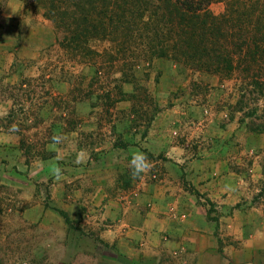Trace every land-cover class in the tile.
<instances>
[{"label":"rangeland","instance_id":"1","mask_svg":"<svg viewBox=\"0 0 264 264\" xmlns=\"http://www.w3.org/2000/svg\"><path fill=\"white\" fill-rule=\"evenodd\" d=\"M24 6L0 12V264H121L123 248L101 237L111 203L134 224L153 210L168 223L127 249L162 252L137 264H264V96L237 75L159 60L138 67L123 84L135 96L113 106L105 77L96 84L86 67L97 91L79 101L69 90L83 67ZM137 150L152 168L134 179Z\"/></svg>","mask_w":264,"mask_h":264},{"label":"trees","instance_id":"2","mask_svg":"<svg viewBox=\"0 0 264 264\" xmlns=\"http://www.w3.org/2000/svg\"><path fill=\"white\" fill-rule=\"evenodd\" d=\"M9 1L0 0V12ZM23 2L27 15L51 24V46L83 67L69 90L79 101L96 93L103 77L112 106L129 101L135 93L125 92L123 84H134L138 67L159 60L226 79L237 75L249 81L251 95L264 96V0ZM215 3L224 5L222 13L211 10ZM86 67L96 84H86Z\"/></svg>","mask_w":264,"mask_h":264},{"label":"crops","instance_id":"3","mask_svg":"<svg viewBox=\"0 0 264 264\" xmlns=\"http://www.w3.org/2000/svg\"><path fill=\"white\" fill-rule=\"evenodd\" d=\"M104 213L102 214L103 220H108L109 218H112L111 225H106L102 220L101 223L103 226H105V229L102 231V239H105L109 242H118L119 245L123 248V251L125 252H119V262L121 264H137L139 261L149 262L152 259H155L159 253L162 252H136L134 248L132 249L133 252H126L127 249L131 250L132 243L136 241V239L142 238L145 236V234L149 233V235L160 236L161 234H164V230L166 229V226L168 225L167 222L162 223L161 220L159 221L158 215L156 214V210H153L149 213H147V217L145 220L140 221L138 224L133 223V219L135 218V215L133 212H129V209L124 206H118L114 204H109L106 206V209H103ZM143 222V224L141 223ZM189 223V222H188ZM195 223V222H194ZM95 224V223H94ZM190 225V224H189ZM169 229V227H168ZM189 230V227L187 228ZM170 231L171 228H170ZM264 231V230H262ZM153 232V234H152ZM191 234H195L194 232H191ZM179 234V233H178ZM263 235V232L261 233ZM173 235V234H172ZM186 235H188L186 233ZM192 235V236H193ZM189 236V235H188ZM147 237V235H146ZM173 237H176L173 235ZM178 238V237H177ZM187 239V238H184ZM155 241H161L160 237L159 240L156 238L153 239ZM154 245V244H153ZM253 247V245L251 244ZM192 246H189V248H193ZM196 247H198L196 245ZM199 252L202 253L203 250L198 249ZM124 258L125 261L121 260L120 258ZM143 264V263H142Z\"/></svg>","mask_w":264,"mask_h":264},{"label":"clouds","instance_id":"4","mask_svg":"<svg viewBox=\"0 0 264 264\" xmlns=\"http://www.w3.org/2000/svg\"><path fill=\"white\" fill-rule=\"evenodd\" d=\"M11 131H19V129L15 125H13ZM52 139L55 143L60 142V139L58 137H53ZM76 163H81L79 157H77ZM129 167L132 178L137 179L142 175L150 172L152 168V162L149 160L146 153L137 150L132 154ZM54 176L56 179H60L62 176V169L57 167L54 171Z\"/></svg>","mask_w":264,"mask_h":264}]
</instances>
